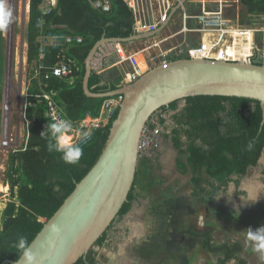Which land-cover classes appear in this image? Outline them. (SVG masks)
I'll list each match as a JSON object with an SVG mask.
<instances>
[{"label": "trees", "instance_id": "obj_1", "mask_svg": "<svg viewBox=\"0 0 264 264\" xmlns=\"http://www.w3.org/2000/svg\"><path fill=\"white\" fill-rule=\"evenodd\" d=\"M240 1L247 13L264 14V0ZM108 2L110 11L101 13L86 0H56L55 8L42 17L44 32H64L82 38V43L78 45L49 48L43 61L47 67L64 63L73 70L71 83L65 79L51 78L47 82V91L55 94L64 115L74 124L88 115L98 116L104 101L87 97L82 90L84 60L92 46L102 38L125 39L135 33V20L127 4L123 0ZM40 4L41 0H29L28 5L26 63L32 65L37 60L39 46L40 33L35 29V23L40 17ZM238 23L244 25L243 19ZM177 59L181 57L173 56L169 61ZM120 80L121 76H117L103 83L101 75L91 72L88 90L94 94L113 91L118 88ZM37 92L33 82L28 92L31 98L25 110V118L29 122L25 147L8 157L10 200L3 208L1 217L0 264L14 262L19 257L15 247L18 238L25 237L30 244L71 194L75 185L97 161L110 128L109 125L104 130L92 132L91 141L82 147L83 155L79 162L66 164L60 153L48 150V144L53 142L51 136H41L50 122L45 116L44 103L33 98ZM183 101L185 105L180 110L177 102L161 109L165 113H173L166 120V123L170 122L169 126L164 120L161 121L164 124L162 140L171 142L178 156L185 155L184 161L179 158L175 160L176 171L180 175H189L192 196L206 202L224 194L230 182L237 186V180L257 166L264 152V120L259 102L253 100L199 96ZM250 143L251 149L248 148ZM139 197L134 179L127 201L93 247L101 248L104 245L113 223L122 219ZM187 234L200 241L199 247L203 253L215 257L214 264H230L233 260L236 264H247L239 241L217 243L209 230ZM75 264H100L97 252L90 249Z\"/></svg>", "mask_w": 264, "mask_h": 264}, {"label": "rangeland", "instance_id": "obj_2", "mask_svg": "<svg viewBox=\"0 0 264 264\" xmlns=\"http://www.w3.org/2000/svg\"><path fill=\"white\" fill-rule=\"evenodd\" d=\"M28 3L29 0H6L7 7L12 12V22L7 31L1 34L0 41V83L2 86L3 81L5 82L4 95L10 103L8 120L11 132L12 126L16 124L14 114L22 94L26 91L29 95L33 82L36 85L33 65L24 61ZM224 11L228 12L229 20L237 22L243 19L247 27L264 25V14H249L244 5L239 8L225 7ZM173 29L174 27H169L168 30ZM145 45L140 41L129 43L127 48L135 50ZM112 76L117 77L116 70H110L106 75L109 79ZM184 105V101L177 102L179 110ZM172 114L166 112L167 119ZM21 124L24 126L25 123ZM166 124L169 126L170 122ZM19 128L20 131V125ZM182 142L184 144V139ZM177 158L184 161L185 155L178 156L167 140L162 142L157 151L138 159L135 191L140 195L139 201L127 216L112 225L117 228L114 238L117 243L124 245L123 253L119 254V258L123 259L121 264H214L215 257L201 252L198 241L187 234L204 229L213 233L217 243L225 240L239 241L247 264H260L258 255L249 247L243 231L248 228L255 230L264 225V152L257 166L237 180V186L233 182L228 184L226 192L221 194L226 196L216 199L220 196L218 195L206 202L192 196L189 175H180L176 171ZM2 164L8 170V161L5 160ZM3 182L1 180V184ZM249 195H258L261 199L244 205ZM9 200L7 197L6 201L0 202L1 214ZM236 209L239 210V215ZM1 221L0 216V227ZM141 226H146V231L128 242L130 236ZM112 231L109 230L107 236H113ZM117 243L107 248L104 254H97L100 263L110 264L106 253L113 252L114 247L116 251ZM97 249L98 247H93L95 252Z\"/></svg>", "mask_w": 264, "mask_h": 264}, {"label": "water", "instance_id": "obj_3", "mask_svg": "<svg viewBox=\"0 0 264 264\" xmlns=\"http://www.w3.org/2000/svg\"><path fill=\"white\" fill-rule=\"evenodd\" d=\"M186 1L179 0L156 30L125 39L102 38L87 54L83 93L96 99L121 95L122 103L97 161L29 244L35 264H75L93 249L127 201L136 177L141 134L155 112L192 97L240 98L259 102L264 120V66L250 62L177 59L154 67L133 83L113 91L94 94L88 90L92 60L101 48L158 35ZM54 227L58 229L55 235Z\"/></svg>", "mask_w": 264, "mask_h": 264}, {"label": "built area", "instance_id": "obj_4", "mask_svg": "<svg viewBox=\"0 0 264 264\" xmlns=\"http://www.w3.org/2000/svg\"><path fill=\"white\" fill-rule=\"evenodd\" d=\"M86 2L98 12L108 13L110 11L108 0H86ZM124 2L135 20L134 34H142L152 32L162 25L170 10L179 0H125ZM55 6L56 0H41L40 17L35 23V29L40 33L39 46L37 60L33 63L35 72L33 79L38 91L33 98L44 103L45 116L50 124L57 120L71 121L64 115L55 94L47 91V82L51 78H61L71 83L74 77L72 68L64 63L47 67L43 62L45 54L49 48L61 49L82 43V38L79 36L64 32H44L42 17L48 15ZM169 27H174V29L169 31ZM196 37L198 42L192 43V40L196 41ZM144 43H146L144 47L135 50L127 48L128 44H113L112 54L117 57L116 65L121 67V80L118 88L133 83L154 67L166 66L173 56H180L181 59L226 63L247 64L250 62L264 66V25L252 27L239 25L229 20L225 16L224 9L218 7L216 9L203 7L198 13L188 12L181 7L174 13L161 33L144 40ZM139 55L143 57V67L137 61ZM24 61H26V56ZM1 71L0 53V76ZM4 83L3 81L2 86L0 83V202L6 201L7 197L10 198L8 170H5L2 163L5 160L8 161L9 154L25 147L29 125L25 118V110L31 98L26 91L22 94L14 114L16 124L12 126L13 132H11L8 120L10 103L4 95ZM121 103V95L106 98L101 104L98 116L88 115L78 123L71 122L73 142L81 148L87 145L92 139V132L104 130L111 124ZM162 120L165 123L168 120L166 113L162 110L155 112L149 118L139 141V158L146 157L160 148L164 133ZM21 122L25 123L24 126ZM19 125L21 126L20 131ZM84 133H90V135H84ZM1 180L4 181L3 184Z\"/></svg>", "mask_w": 264, "mask_h": 264}, {"label": "clouds", "instance_id": "obj_5", "mask_svg": "<svg viewBox=\"0 0 264 264\" xmlns=\"http://www.w3.org/2000/svg\"><path fill=\"white\" fill-rule=\"evenodd\" d=\"M12 22V12L7 7L6 0H0V33L6 32L8 25ZM46 130L41 133V136L50 135L52 138L51 143L48 144V150L55 151L61 154V159L64 163L69 165H75L79 162L83 155V149L77 146L73 142L71 133L73 132V126L71 122L67 120H57L56 122L47 125ZM79 134V133H78ZM84 135H90V133H84ZM248 148H252V144L248 145ZM259 187V186H257ZM220 195L216 199L220 198ZM261 199L258 195H249L246 198L247 203H255ZM237 215H239V210H235ZM55 235L58 229L55 227L52 229ZM245 239L253 251V253L258 255L260 264H264V225L253 230L248 228L243 231ZM16 249L19 252V257L14 261V264H35V255L32 253L28 241L25 237H19L16 244ZM230 264H236L235 260L231 261Z\"/></svg>", "mask_w": 264, "mask_h": 264}, {"label": "crops", "instance_id": "obj_6", "mask_svg": "<svg viewBox=\"0 0 264 264\" xmlns=\"http://www.w3.org/2000/svg\"><path fill=\"white\" fill-rule=\"evenodd\" d=\"M176 4H177V2L175 3V5ZM241 6H242V3H241L240 0H187L182 7H184L187 11L189 10L188 12L198 13L200 11V9L203 8V7L204 8H208V9H216L217 7L218 8L225 9V7H230V8L231 7H235V8H239ZM224 13H225V11H224ZM225 16L228 18V16H229L228 15V12L225 13ZM231 21H233V20H231ZM238 22H239V20L236 23H238ZM192 39H194V38L192 37ZM195 40L196 41H193L192 40L191 42L192 43L193 42L194 43H197L198 42L197 41V37L195 38ZM136 42H140V41H136ZM142 42H144V40H142ZM132 44H135V42H132ZM112 51H113V44L106 45L105 47L101 48L98 51V53L96 54V56L92 60V72H96L98 75H101L102 82L103 83L109 82L111 80L108 77H106V75H108V73H109L110 70H116L117 76H121V67H119V66L116 65V63H117V57L112 54ZM137 58H138V61L140 63H142V60H143L142 58L143 57L141 55H139ZM114 77L115 76H112V78H114ZM143 198H144V196H142V199ZM138 201H139V198L137 199L136 202H134L132 204V207H131L130 211L134 208L133 205L135 203L137 204ZM127 214H126V216H127ZM0 216L2 217V214L1 213H0ZM116 229H117L116 226L115 227L114 226L111 227L110 230H113L112 231V235L113 236H111V235L110 236L109 235L107 236L104 245L101 248H98L96 250V252H97L98 255H100V253L101 254H104V252L107 250V248H110V246L112 244L117 243V239L114 238V235L117 233L116 232ZM204 230H206V229H204ZM145 231H146V226H144V227L141 226V227L137 228L136 229V233H133L130 236L128 242H130V240H132L134 237L139 236L140 234H142ZM197 233H199V232H197ZM191 238H193L196 241H198V248L200 250V247H199L200 241L198 239L194 238V237H191ZM122 244L121 243H117V245H116V251H115V247H114L113 252H107L106 253V255L109 257L110 264H121V262L123 261V259H120L119 258V256H120L119 254L123 253V246L124 245H122ZM149 245L151 246L152 244L149 243ZM98 251H100V252L98 253ZM97 261L100 263V261L98 259H97ZM100 264H103V263H100ZM134 264H136V263H134Z\"/></svg>", "mask_w": 264, "mask_h": 264}, {"label": "bare ground", "instance_id": "obj_7", "mask_svg": "<svg viewBox=\"0 0 264 264\" xmlns=\"http://www.w3.org/2000/svg\"><path fill=\"white\" fill-rule=\"evenodd\" d=\"M147 54V53H146ZM139 65H141L142 66V63H140ZM143 67V66H142ZM142 69H144V68H142Z\"/></svg>", "mask_w": 264, "mask_h": 264}, {"label": "flooded vegetation", "instance_id": "obj_8", "mask_svg": "<svg viewBox=\"0 0 264 264\" xmlns=\"http://www.w3.org/2000/svg\"><path fill=\"white\" fill-rule=\"evenodd\" d=\"M234 179H235V177H234Z\"/></svg>", "mask_w": 264, "mask_h": 264}]
</instances>
